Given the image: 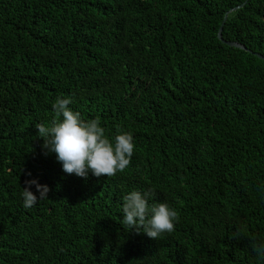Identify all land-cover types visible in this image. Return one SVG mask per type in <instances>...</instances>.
Wrapping results in <instances>:
<instances>
[{
  "label": "trees",
  "instance_id": "16d2710c",
  "mask_svg": "<svg viewBox=\"0 0 264 264\" xmlns=\"http://www.w3.org/2000/svg\"><path fill=\"white\" fill-rule=\"evenodd\" d=\"M240 4L221 32L247 50L217 37ZM253 52L264 55V0H0V264H264L249 239L264 237ZM58 96L110 138L131 132L123 172L84 179L44 154L35 125L51 126ZM31 179L48 198L25 208ZM131 190L175 209V230L124 227Z\"/></svg>",
  "mask_w": 264,
  "mask_h": 264
},
{
  "label": "clouds",
  "instance_id": "9594fccd",
  "mask_svg": "<svg viewBox=\"0 0 264 264\" xmlns=\"http://www.w3.org/2000/svg\"><path fill=\"white\" fill-rule=\"evenodd\" d=\"M71 97L58 96L52 107L54 119L51 126L36 123L38 135L43 138L44 154L55 153L62 170L68 174L87 179L89 173L96 177H114L123 172L130 164L134 154V137L129 131L119 126L113 137L105 134L99 118L82 119L78 111L70 107ZM30 175V173H29ZM21 196L23 206L31 208L39 200L48 198L49 188L39 184L35 179L26 180ZM35 185L39 196L32 190ZM155 195L154 190L141 192L131 190L122 197L120 221L128 230L137 234L143 232L149 238L158 240L164 233L175 230L178 213L166 202L149 203ZM241 237L234 233L232 238ZM253 252L264 260V237H250Z\"/></svg>",
  "mask_w": 264,
  "mask_h": 264
},
{
  "label": "water",
  "instance_id": "95a60500",
  "mask_svg": "<svg viewBox=\"0 0 264 264\" xmlns=\"http://www.w3.org/2000/svg\"><path fill=\"white\" fill-rule=\"evenodd\" d=\"M240 6H242V4H240V5H238V6H235V7L231 8V9H229V10L224 14L223 21H222L221 25L219 26V29H218V32H217V37H218L223 43H225V44H227V45L235 46V47H239V48H242V49L247 50V48H246L243 44H241V43H239V42H237V41H234V40H225V39H223V37H222V32H221V31H222V26H223V23H224V21H225V19H226V17H227V14H228L230 11L237 9V8L240 7ZM253 53H254L257 57H259V58H261V59L264 60V55H262V54H260V53H257V52H253Z\"/></svg>",
  "mask_w": 264,
  "mask_h": 264
}]
</instances>
